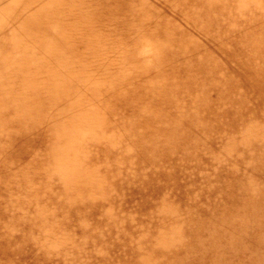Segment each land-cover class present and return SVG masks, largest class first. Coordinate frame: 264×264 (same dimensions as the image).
<instances>
[{"label":"bare ground","instance_id":"6f19581e","mask_svg":"<svg viewBox=\"0 0 264 264\" xmlns=\"http://www.w3.org/2000/svg\"><path fill=\"white\" fill-rule=\"evenodd\" d=\"M133 54L166 60L134 145ZM0 264H264V0H0Z\"/></svg>","mask_w":264,"mask_h":264},{"label":"rangeland","instance_id":"374dc122","mask_svg":"<svg viewBox=\"0 0 264 264\" xmlns=\"http://www.w3.org/2000/svg\"><path fill=\"white\" fill-rule=\"evenodd\" d=\"M212 1V0H208ZM156 35L158 36H162V32L160 29L155 28L154 29ZM143 33H145V31H143ZM109 37H107L106 39H108ZM105 43L108 46V49H105V51L107 52V57L110 61V66H108V68H106L105 70H99L100 68H92L91 72L94 71L95 73L98 72L102 73L103 76L107 77V74L104 73L103 71H107L109 72V76L114 74V70L117 69V63L118 61L116 59L120 58L119 55V50L121 48H127L126 52L131 51L132 49H134L136 47L135 43L132 42L131 40L128 41H124L121 44H118L117 46L110 48L111 45V40H106ZM129 47V48H128ZM36 50H39L37 48H35ZM21 51V48L19 47L17 50H15L13 56L14 59L18 61V63L16 64L17 66H21V62L23 67V71L21 72V77L22 78H29L32 75H34V77L37 79L38 84H41V82L45 81L44 80V76L46 74H48L50 72V70H52L54 72V75L57 74V69L54 70L53 67H46V66H38L34 69H31L30 67H28L26 65V61L25 58L23 57V51ZM150 56V57H149ZM130 59H128V57H126V61L128 64V68L129 70L132 71H136V73L139 75V78H135L133 79V81L128 82V87L125 88V93L129 92V95H131V89L135 88L138 92V94L136 96H132V98L135 101V105L131 108V110L126 113L125 111H128V109H122V111H119L117 114V119L119 122V125L113 124L112 127L114 129V136L113 139H118V140H123L129 144L134 145L137 142H140L144 139H147L148 141L151 142L150 139H158L160 140L156 135H150V133L153 131V128L151 126H149L148 130H146V128L142 125V120L139 118H137L135 120V115H134V111L132 109H136L137 107H141L144 108V111L148 113V116H150L151 118H157L159 115L157 114L158 111V107L157 104L161 101V96H151L149 97L148 95H150L151 93L147 90L144 89L143 84L145 83V81H147L149 79V74L152 73L153 70H160L162 69L166 64H165V59L164 58H157L155 59L152 55H148V57H144L142 61L138 60V58L136 57V54H133V56H130ZM20 59H23V61H21ZM75 66H71L70 68H74ZM89 67H93V66H89ZM29 70V72H28ZM225 77L227 78H240L238 75H236L235 73L232 72H226ZM105 82V83H104ZM104 82H102L101 80H99L98 86L102 85L106 88L105 92L103 95H96L95 92L93 91L96 88H82L79 87L78 91L81 92V99L78 102V105H80V103H83V106H79L78 108H80L81 110H85V109H91L93 108V104L95 103V101L98 99H101L103 97L108 96V88L111 85V80L109 78H106L104 80ZM134 83L136 84V86L134 85ZM138 84V85H137ZM131 88V89H130ZM136 106V107H135ZM77 108V109H78ZM146 108V109H145ZM61 111V110H59ZM122 115H126L127 117V125L126 127H124L123 122H122ZM110 117L113 118L112 113H110ZM131 119V120H130ZM135 120V121H134ZM134 121V122H133ZM133 122L132 124H134V127L129 126L130 123ZM135 128V129H134ZM138 129H140L143 133V135L141 137H139V133H138ZM93 132L98 133L99 132V126H96V129L92 130ZM146 132H149L148 134ZM129 134L134 135V138L136 139V141H126L127 137H129ZM150 137H149V136ZM88 136V135H87ZM133 138V137H132ZM83 139H87V138H82V137H78V140L81 141ZM94 145V144H93ZM132 162V161H131ZM118 163H122V162H116L115 163V167H118ZM124 164V163H122ZM132 171V167L130 166V170ZM126 175V174H124Z\"/></svg>","mask_w":264,"mask_h":264}]
</instances>
